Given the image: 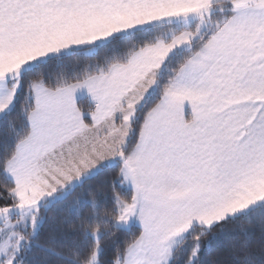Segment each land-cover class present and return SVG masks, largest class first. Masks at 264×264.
<instances>
[{
	"label": "snow or ice",
	"instance_id": "1",
	"mask_svg": "<svg viewBox=\"0 0 264 264\" xmlns=\"http://www.w3.org/2000/svg\"><path fill=\"white\" fill-rule=\"evenodd\" d=\"M0 264H264V0H0Z\"/></svg>",
	"mask_w": 264,
	"mask_h": 264
},
{
	"label": "trees",
	"instance_id": "2",
	"mask_svg": "<svg viewBox=\"0 0 264 264\" xmlns=\"http://www.w3.org/2000/svg\"><path fill=\"white\" fill-rule=\"evenodd\" d=\"M81 104H82V106H84L85 108L87 107V101H86V100L81 101ZM212 255H213V256H216L217 253L214 251Z\"/></svg>",
	"mask_w": 264,
	"mask_h": 264
}]
</instances>
